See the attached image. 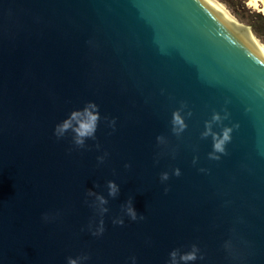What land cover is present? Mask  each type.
<instances>
[{
    "label": "water",
    "instance_id": "water-1",
    "mask_svg": "<svg viewBox=\"0 0 264 264\" xmlns=\"http://www.w3.org/2000/svg\"><path fill=\"white\" fill-rule=\"evenodd\" d=\"M248 27L219 0H0V264H264Z\"/></svg>",
    "mask_w": 264,
    "mask_h": 264
},
{
    "label": "clouds",
    "instance_id": "clouds-1",
    "mask_svg": "<svg viewBox=\"0 0 264 264\" xmlns=\"http://www.w3.org/2000/svg\"><path fill=\"white\" fill-rule=\"evenodd\" d=\"M95 107H96L95 105H90V108L88 110H86L87 120L86 121H82L80 128L77 129V131L79 132V135L81 137L86 136V135H91L95 131L96 122L99 119L98 113L94 112V111H91V109H94ZM80 115H82V114H80V113L74 114V118H77ZM216 118L219 119V117H216ZM175 122L177 124L183 126V120L181 119L179 114H176ZM68 127H71V121H68L64 125H62L61 126V131L63 129L68 128ZM230 132H231V129L225 130L223 138L222 139H217V141L215 143V149L217 151H221V152L224 151V145L230 139ZM82 142H83L82 140H78V143H82ZM112 187H113V190H115V186L113 185ZM129 211L132 213V215L134 217L135 216L134 211H132L131 209ZM195 258L196 257H195L194 253L184 257V259H186V260H194ZM71 264H76V262L72 261Z\"/></svg>",
    "mask_w": 264,
    "mask_h": 264
},
{
    "label": "rangeland",
    "instance_id": "rangeland-1",
    "mask_svg": "<svg viewBox=\"0 0 264 264\" xmlns=\"http://www.w3.org/2000/svg\"><path fill=\"white\" fill-rule=\"evenodd\" d=\"M221 1L225 6H227L228 8H230L234 13L235 11L233 10V7H236V11H240V14L242 16H244L242 20V22L246 25L249 26L251 28V30L253 31L252 27L249 25V23L247 21L253 20L252 15L254 13H259L261 12L262 14H264V5L261 7H255L252 6V4H250V0H225L228 1L230 4H227L226 2ZM256 24L260 27V29H262L264 31V19L263 18H259L258 21H256ZM253 33L257 36V38L262 41L258 35L253 31ZM262 43L264 44V42L262 41Z\"/></svg>",
    "mask_w": 264,
    "mask_h": 264
},
{
    "label": "trees",
    "instance_id": "trees-1",
    "mask_svg": "<svg viewBox=\"0 0 264 264\" xmlns=\"http://www.w3.org/2000/svg\"><path fill=\"white\" fill-rule=\"evenodd\" d=\"M224 2H226L227 4H230L228 1L222 0ZM233 10L235 11V14L237 17H239V19H243L244 16H242L240 14V11H236V7H233ZM253 20L247 21L249 23V25L252 27L253 31L258 35V37L264 42V31L262 29H260V27L256 24V21H258L259 18H263L264 19V14H262L261 12L259 13H254L252 15Z\"/></svg>",
    "mask_w": 264,
    "mask_h": 264
},
{
    "label": "bare ground",
    "instance_id": "bare-ground-1",
    "mask_svg": "<svg viewBox=\"0 0 264 264\" xmlns=\"http://www.w3.org/2000/svg\"><path fill=\"white\" fill-rule=\"evenodd\" d=\"M250 4L255 7H261L264 5V0H250ZM246 26V25H245ZM247 27V26H246ZM249 28V27H248ZM251 30V28H249ZM252 31V30H251ZM253 33V31H252ZM254 37L257 38V36L253 33ZM258 39V38H257Z\"/></svg>",
    "mask_w": 264,
    "mask_h": 264
}]
</instances>
